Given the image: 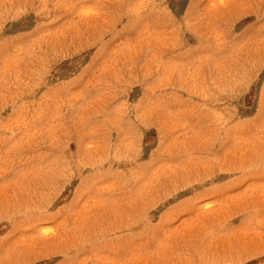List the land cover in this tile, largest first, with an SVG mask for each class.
I'll return each mask as SVG.
<instances>
[{
    "label": "rangeland",
    "instance_id": "1",
    "mask_svg": "<svg viewBox=\"0 0 264 264\" xmlns=\"http://www.w3.org/2000/svg\"><path fill=\"white\" fill-rule=\"evenodd\" d=\"M0 264H264V0H0Z\"/></svg>",
    "mask_w": 264,
    "mask_h": 264
}]
</instances>
